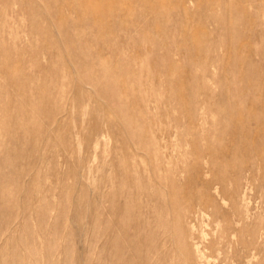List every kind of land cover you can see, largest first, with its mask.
Returning a JSON list of instances; mask_svg holds the SVG:
<instances>
[{
    "label": "rangeland",
    "instance_id": "obj_1",
    "mask_svg": "<svg viewBox=\"0 0 264 264\" xmlns=\"http://www.w3.org/2000/svg\"><path fill=\"white\" fill-rule=\"evenodd\" d=\"M0 264H264V0H0Z\"/></svg>",
    "mask_w": 264,
    "mask_h": 264
},
{
    "label": "bare ground",
    "instance_id": "obj_2",
    "mask_svg": "<svg viewBox=\"0 0 264 264\" xmlns=\"http://www.w3.org/2000/svg\"><path fill=\"white\" fill-rule=\"evenodd\" d=\"M123 18H127V15H124V17ZM123 36H121V38H122ZM28 142V141H27ZM30 146V145H29ZM129 208H132V206H130V205H127V206H125V210H127V211H129V210H131V209H129ZM137 243H139V242H137Z\"/></svg>",
    "mask_w": 264,
    "mask_h": 264
}]
</instances>
